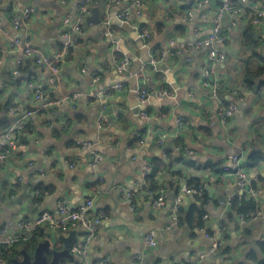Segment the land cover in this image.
I'll list each match as a JSON object with an SVG mask.
<instances>
[{
	"label": "crops",
	"instance_id": "obj_1",
	"mask_svg": "<svg viewBox=\"0 0 264 264\" xmlns=\"http://www.w3.org/2000/svg\"><path fill=\"white\" fill-rule=\"evenodd\" d=\"M106 1L100 0L99 3L103 21L108 18L103 12ZM188 1L145 0L143 16L135 18L132 26L145 28L143 30L152 36L145 40L150 48L148 59L136 75L128 69L132 68L133 61L126 71H119L113 56L125 53L98 26L90 24L83 26L79 44L66 54L59 79L55 86H51L48 72L23 51L17 50L12 39L17 35L20 39H29L33 46L53 54L63 34L66 15L70 14L72 21L76 19L78 0H0V23L6 30L0 34V127L7 118L13 121L9 105L21 109L35 107L34 89L29 83L46 92L51 99L81 94L75 100H65L53 113H35L30 127L21 134L26 139L21 140V135L18 136L19 148L0 161V242L12 236L19 220L30 213L44 209L56 212L61 198H66L71 207H78L91 197L94 200L92 212H105L107 216L101 223L98 240L91 246L93 257L107 255L114 264H134L133 254L141 251L147 264H220L223 256L209 253L210 241L203 231L174 224L172 220L177 193L171 190V182L179 185L180 193L188 180L199 178L206 185L207 193L206 213L203 214L206 217L202 216L205 228L213 231L225 227L224 244L232 249L229 263L264 264V252L260 247L264 242V219L242 220L235 213L230 215L231 205L228 203L233 194L255 196L259 209L264 212V187L258 182L261 192L255 195L251 194L250 188L238 190L236 175L223 168L230 163L231 155L244 151V167L249 173L252 176L264 174V161L255 168L248 165V154L252 150L264 153V74H256L259 65L264 64V24L252 23L254 6L264 7V0H248L246 4L234 0V5L241 11L236 28L229 17L225 20L227 58L219 65L218 74L221 80H225L226 88L219 94V99L211 98L202 84L210 67L207 49L187 47L177 55L169 52L171 39L180 45H188L196 40L195 28H199L202 34L211 30L212 17L219 6L217 0L203 7H199V0H194L193 10L187 8ZM170 3L175 4L173 8ZM27 5L34 8L31 20L16 31L13 19L20 16L22 8ZM114 8H117L118 17L121 5L113 4L110 9L111 24L106 25L109 33L125 38L129 51L141 56V49L131 38V32L113 21ZM247 30L253 34L254 46H248L244 41ZM17 58L23 59L20 77L12 76L7 70ZM151 58L157 61L156 69L146 68ZM162 66L174 71L175 79L184 90L181 99H176V90L168 82ZM83 67L88 71L83 72ZM93 71L100 75L96 83L90 76ZM158 73L163 74L162 79ZM133 78H136L137 88L145 84L151 91L171 86L174 95L168 98L174 99L175 103H162L164 98L152 94L146 108L134 112L133 107L139 108L143 103L132 95L137 89L133 88ZM122 82V89L114 90L110 96H101L102 91ZM95 92L100 93L98 98L92 96ZM219 100L225 104L234 102L237 111L225 125L219 122L212 125L206 112H217ZM142 111H146L149 118L142 117ZM100 113H105L107 118L103 130L98 129L96 123ZM66 118L69 127L62 129L61 122ZM179 119L193 123H187L183 129H191L196 134L193 137L184 135L183 153L196 165L177 161L169 163V168L160 172L158 184L166 189L168 197L163 207H155L158 192L152 191L145 183V161H151L157 155L165 156V149L158 145L157 137L161 132H168L167 142L176 138L183 131L178 133ZM207 128H211L210 135L206 134ZM139 135L143 143L139 142ZM79 138L87 140L103 156L99 164H90L89 150L75 142ZM186 147L191 152L186 151ZM30 162L34 165L31 166ZM215 164L219 172L210 168ZM38 165L44 167V172L36 180L44 183L45 194L41 203L38 201L39 189L30 183ZM175 172L181 175L177 177ZM122 188L133 192V197H126L120 191ZM196 200V196L186 194L181 207L188 209ZM149 230L157 234V245L153 248L143 244V237ZM42 233L43 237H38L36 245L50 239L57 247L61 233L47 230ZM77 236L76 241L81 240L80 231ZM62 248L63 243L58 249ZM252 252L256 254L255 260L251 258ZM21 256L19 253L15 258ZM73 260L72 255L71 259H63L61 263L71 264Z\"/></svg>",
	"mask_w": 264,
	"mask_h": 264
},
{
	"label": "built area",
	"instance_id": "obj_2",
	"mask_svg": "<svg viewBox=\"0 0 264 264\" xmlns=\"http://www.w3.org/2000/svg\"><path fill=\"white\" fill-rule=\"evenodd\" d=\"M211 0H199V7L209 4ZM222 4H219L217 10L215 11L212 17V27L207 34H202L199 28H195L196 40L194 43H189L188 45H180L175 39L169 41V52L172 55H177L183 53L187 47L195 48H205L207 49V54L210 59V67L206 70V77L203 80V86L208 90L209 95L213 99H219L220 91L225 89V83L219 77L218 68L221 63H223L227 58V51L225 50L226 34H225V20L226 18L231 19V24L234 28L237 27V17L240 14L241 9L234 5V0H221ZM242 3L246 4L248 0H241ZM94 0H78L77 2V12L75 13L76 19L72 21L71 15H66L64 19V30L60 38L59 44L56 46V51L53 54H48L41 49L33 46L29 39H20L17 35L13 37L12 44L17 50L23 51V53L29 58L32 59L40 68L45 69L48 72V84L55 86L60 76V66L61 63L69 52L71 48L79 44L80 35L82 32V25L85 19L92 14ZM117 6L121 5V8L118 10V17L125 22L134 24V19H140L143 16L145 9V0H108L104 2L103 12L108 16L107 19L103 21L105 25H110L111 20L109 17L110 9L112 5ZM254 15L252 18V23L255 25L264 24V7L263 6H254ZM34 8L33 6L27 5L22 8L20 16L14 17L13 19V28L14 30H19L23 24L27 25L33 15ZM188 14L191 16V12L188 11ZM140 35L144 40L151 38V33L138 28ZM6 33V30L1 26L0 23V34ZM113 60L117 63L118 69L120 72L127 70V67L130 64V59L124 55L122 58H118L116 55L113 56ZM157 68V61L154 58H151L147 64L146 68ZM23 68V59L17 58L12 64L7 68L9 74L12 76L20 77L22 75ZM83 72H87V67L82 68ZM90 76L93 82H98L100 80V75L97 72H91ZM124 83H119L114 88L107 89L102 91L101 96H110L114 90L122 89ZM29 87L34 89V102L35 110H31L23 107L22 109L17 107L14 104L9 105V112L13 116V121L10 127L6 131L0 133V161L6 160L13 151L17 150L20 146L18 143V136L25 131L28 124L30 123L31 117L35 114H48L56 111L57 106L63 104V102L69 99L75 100L81 96L79 93L73 94L71 97L61 96L56 99H51L46 92L40 90L37 87H34L32 83H29ZM156 96L159 99L165 97H172L174 92L161 88L155 91H151L148 86L141 84L135 90L136 98L141 102L145 103L151 95ZM92 96L99 97L100 93L95 92ZM105 108V105H103ZM237 111V105L235 103L225 104L223 101L219 100L218 110L215 113L210 111L206 112L210 123L215 125L216 123H221L225 125L227 121L234 116ZM142 117L149 118V114L146 111L141 112ZM107 118L105 113H100L97 117V127L100 130L105 129ZM187 123L192 125L191 121L185 122L183 119L178 120L177 130L178 133L182 131ZM50 127H53L51 124ZM69 127V122L66 119L62 120L61 128L67 129ZM168 132H161L157 137V143L160 146H163L169 138ZM140 143H143L144 140L141 136H138ZM77 146L82 148H87L90 155V164L96 166L99 164L103 156L99 154L93 146L84 139H77ZM186 151L191 152L186 147ZM244 151H239L230 156V163L224 165V171H232L237 177L238 190H243V188L249 189L251 194L255 195L261 192V188L251 187L253 186L254 181L259 182V176H252L249 171L244 167ZM30 165L33 166L34 163L30 162ZM73 165V164H72ZM153 170V165L150 160L145 161V172L143 175L145 178ZM35 175L31 178L30 183L35 184L37 178L44 172V167L36 166ZM223 178V174L220 175ZM21 179V178H19ZM224 179V178H223ZM248 187V188H247ZM206 185H199L198 187L185 185L180 193L174 198L173 202V216L172 220L174 224L179 223L178 211L182 205L184 195L192 196H201L205 194ZM126 197L132 198L133 192L127 189H121ZM156 198L154 199L155 207H163L166 204L168 192L165 188L161 187L157 191ZM110 193V191H109ZM238 194H233L229 200V205L232 204V201ZM94 206L93 198H87L85 202L81 203L78 207H71L69 201L66 198H61L58 200L56 205V212L51 210L44 209L40 212L30 213L29 216L23 217L17 223V231L10 237L2 240L0 242V264H6L4 260V252L8 251L15 243L19 241H28L30 240L36 231L40 229L47 230L52 233H61L69 234L71 230L80 231L82 234L81 240L77 243H73L70 246V252L74 257V260L71 264H114L111 257L107 255L93 257L91 254V246L95 241L98 240L101 223L107 217L105 212H100L94 214L92 208ZM242 220H256L259 218L264 219V212L260 209L252 211L249 213L239 214ZM206 217V215H203ZM203 231L205 238L210 241L209 253L214 255H219L218 250L223 245V233L225 230L224 226L217 228L216 230H207L204 227L200 228ZM157 234L154 230H149L145 233L143 237V244L147 248H153L157 245ZM134 264H147L144 259V254L139 251L133 254Z\"/></svg>",
	"mask_w": 264,
	"mask_h": 264
},
{
	"label": "trees",
	"instance_id": "obj_3",
	"mask_svg": "<svg viewBox=\"0 0 264 264\" xmlns=\"http://www.w3.org/2000/svg\"><path fill=\"white\" fill-rule=\"evenodd\" d=\"M100 3V0H94L93 5H98ZM174 3H170V6L172 7ZM187 4H190L187 6L188 9H195V1L194 0H190L187 2ZM175 5V4H174ZM173 8V7H172ZM84 25H82L83 28ZM159 28H162V26H159ZM145 28H141L140 31H142ZM244 41L246 43V45L248 46H254L255 42L253 40V34L250 30H247L244 34ZM119 59L122 58L124 55L122 53H117L116 55ZM23 70V68H22ZM256 74L260 75V74H264V64L259 65L258 69L256 70ZM160 78L162 79L161 76H163V74L158 73L157 74ZM222 82L225 83V88H226V82L225 80H222ZM166 89L169 90H173L171 88V86H167ZM220 93H222V91H220ZM229 103H234V102H229ZM228 104V103H227ZM12 124V121L9 120L8 118L6 119L5 122H3L1 124L0 127V132L6 131L8 129V127H10ZM30 127V123L28 124L27 128L25 129L28 130V128ZM24 131V132H25ZM23 133V132H22ZM21 133V134H22ZM186 134H190L191 137L196 136L195 132L191 129H185L182 132H180V134L174 138L173 140L169 141V144L166 148H165V156L162 155H157L154 156V158L151 160V163L153 165V170L150 174L147 175L145 183L150 187V189L154 192H157L161 187V185L158 184V176L160 174V172L162 170L168 169L169 168V163L170 165L173 162H177V161H181L184 163H187L188 165H192L195 166L196 162L193 160H188L187 156L183 153V147L185 146V136ZM207 135L211 134V128H207ZM20 135V134H19ZM177 146V147H176ZM264 161V153L260 152V150H252L249 154H248V165L249 168H255L259 165L262 164V162ZM211 169H217L218 165H211L210 166ZM221 170V169H219ZM217 172H219L218 170H216ZM181 175V173L179 172H175V176L179 177ZM171 190H173L174 193H178L179 192V185H177L176 182H171ZM187 185L190 186H195L198 187L199 185H204V182L199 179V178H192L191 180H188ZM259 185L261 187H264V174L259 176ZM34 187L36 189H39V198L38 201L39 203H41L44 200V194H45V189H44V183L42 182H36L34 184ZM254 188H257V182L254 181L253 186ZM206 192L205 195H201V196H197V200L192 204V206H190L188 209H186L185 207H180L179 211H178V215H179V223L185 226H189V227H193V228H202L205 226L204 220L202 218L203 214L206 213V204H207V196H206ZM259 210V204L257 202V200L255 199V196H251V197H246L244 195L241 196H237L236 198L233 199L232 204H231V208H230V215L232 214H242V213H249L252 211H256ZM42 231H44V229H40L39 231H36L35 234L33 235V237L28 240V241H19L17 243H15L11 248L8 249V251L4 252V260L6 262V264H11V260L15 257H17L19 255V253H21V249H25L27 251H32L35 246L36 243L38 242V237L41 235H43ZM43 237V236H42ZM73 243H77L76 240H73ZM57 247H62V242L60 240L57 241ZM261 250L264 252V242H262L260 244ZM231 248L227 245H225L223 243V245L220 247V249L218 250V253L221 254L223 256V261L220 264H231L229 263V260L231 259ZM251 258L253 260L256 259V254L254 252H252L251 254ZM234 264V263H233Z\"/></svg>",
	"mask_w": 264,
	"mask_h": 264
},
{
	"label": "water",
	"instance_id": "obj_4",
	"mask_svg": "<svg viewBox=\"0 0 264 264\" xmlns=\"http://www.w3.org/2000/svg\"><path fill=\"white\" fill-rule=\"evenodd\" d=\"M213 2V0L210 1V3ZM219 4H222L221 0H217ZM101 4L94 5L92 7V14L88 16L85 21L83 22L84 26H89L90 24H95L98 26V29L101 30L110 41H113L118 44V47L121 51L125 53V55L130 59V61H133L132 68L128 67V69L131 70L132 74L136 75L143 67L144 62L148 59V51L149 46L145 44L144 38L140 35L139 30L132 26L130 23L122 21L117 17V8H114L113 10V21L116 22V24L122 26L125 28V30H129L131 32L130 36L131 38L138 44V46L141 49V56H137L135 54H132L128 47L125 45V41L121 36L118 35H111L108 31V28L106 25L103 24V18L101 15ZM147 64V63H146ZM161 69L167 74L168 76V82L172 85V87L176 90V99L179 100L182 97H184V90L180 88L177 80L174 77V71L169 69L168 67H161ZM133 88H137L136 85V78H133ZM135 91V90H134ZM132 92V95H135V92ZM155 99V97H152ZM148 100V99H147ZM162 103H175V100L172 98L165 97ZM133 106V104H131ZM147 106V101L141 105V107L134 109V112L138 113L139 111L143 110ZM31 110H35V107L28 106L26 107ZM21 135V134H20ZM21 140L26 139V136L21 135ZM169 145V142H166L162 148L165 149ZM248 188V187H247ZM77 230H71L68 235L65 234H59L58 240H60L63 243V248L58 249L54 243L50 239H46L42 242H39L35 248L32 251H27L23 249L21 251V257L19 258H13L11 260V264H62L61 262L63 259H71L72 254L70 252V246L73 242V240H77ZM1 247V246H0Z\"/></svg>",
	"mask_w": 264,
	"mask_h": 264
}]
</instances>
